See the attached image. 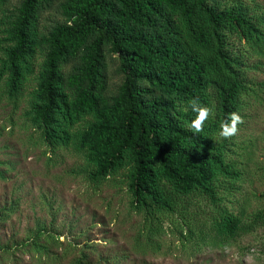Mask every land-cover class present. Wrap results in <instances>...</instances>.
Masks as SVG:
<instances>
[{"label": "trees", "instance_id": "16d2710c", "mask_svg": "<svg viewBox=\"0 0 264 264\" xmlns=\"http://www.w3.org/2000/svg\"><path fill=\"white\" fill-rule=\"evenodd\" d=\"M11 1L0 0V101L18 111L28 96L26 116L53 153L83 157L77 175L95 191L125 188L151 246L168 222L209 244L264 228V206L245 221L227 204L247 164L234 136H220L221 122L233 112L244 118L246 98L264 92L249 77L259 69L250 61L264 59L258 0H66L68 20L48 36L42 18L60 0ZM110 52L124 75L112 98ZM193 99L213 109L201 133L187 127ZM44 233L40 226L32 246L48 255Z\"/></svg>", "mask_w": 264, "mask_h": 264}, {"label": "rangeland", "instance_id": "374dc122", "mask_svg": "<svg viewBox=\"0 0 264 264\" xmlns=\"http://www.w3.org/2000/svg\"><path fill=\"white\" fill-rule=\"evenodd\" d=\"M22 0H12V7ZM251 1V0H250ZM249 1V2H250ZM60 0L42 18L48 36L58 22H66ZM264 7V0H258ZM47 48V45H44ZM108 95L114 97L124 81L120 61L109 53ZM261 63V64H260ZM259 69L250 79L264 83V59L250 61ZM81 58L66 66L71 75ZM27 96L18 111L0 101V215L15 204V212L0 220V264H264V228L230 243L215 238L203 243L199 233L181 234L168 222L166 233L152 238L141 216L131 212L130 198L122 186L110 183L95 191L77 171L83 157L61 149L53 153L26 116ZM245 117L234 135L244 160L241 191L230 197L235 213L249 216L264 206V92L246 98ZM41 243L49 254L37 252L32 243L39 227ZM178 226V225H177ZM208 231L204 235L208 238ZM52 236V238H50Z\"/></svg>", "mask_w": 264, "mask_h": 264}, {"label": "clouds", "instance_id": "9594fccd", "mask_svg": "<svg viewBox=\"0 0 264 264\" xmlns=\"http://www.w3.org/2000/svg\"><path fill=\"white\" fill-rule=\"evenodd\" d=\"M189 103L192 111H194L197 115L195 119H193L187 125V127L193 130L195 133H201L203 131V125L212 114L213 109L208 106L201 105L198 102V99H193ZM242 122L243 117L239 113H230L229 118L221 122L220 136L224 138H231L232 136L236 135L239 131L238 125Z\"/></svg>", "mask_w": 264, "mask_h": 264}]
</instances>
